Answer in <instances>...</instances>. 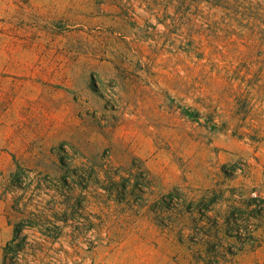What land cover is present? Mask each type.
Wrapping results in <instances>:
<instances>
[{
	"label": "rangeland",
	"instance_id": "374dc122",
	"mask_svg": "<svg viewBox=\"0 0 264 264\" xmlns=\"http://www.w3.org/2000/svg\"><path fill=\"white\" fill-rule=\"evenodd\" d=\"M261 228L264 0H0V264H240Z\"/></svg>",
	"mask_w": 264,
	"mask_h": 264
},
{
	"label": "crops",
	"instance_id": "0c3cea01",
	"mask_svg": "<svg viewBox=\"0 0 264 264\" xmlns=\"http://www.w3.org/2000/svg\"><path fill=\"white\" fill-rule=\"evenodd\" d=\"M155 231V230H154ZM171 231V230H170ZM178 231V230H177ZM176 230L173 229L174 233H178ZM157 232V231H155ZM143 232L141 231L140 234H142ZM258 237L261 238L260 242L262 244V246L258 247L259 249L257 250L256 253H252L251 255H248L245 259V263H249V264H255L256 262V257L259 258L258 261H260L262 264H264V228H261L260 230H258L257 232ZM137 234L134 235L135 239L137 238ZM173 238V237H172ZM154 239V242L152 243V241H149L147 239L145 240H141L139 239L138 244L140 246H142L143 243H151V246L148 248V246H146V250L140 249L138 250L137 246H136V242H135V246L134 248H127L123 251H118L116 252V256L112 253H109L108 257L106 258V262L107 263H119V264H128V262L130 260H134L136 264H144L145 262H148L150 264H160L161 262H165L168 261L170 259V255H178V259L181 260L180 256L182 253H177V251H175V249H168V252L163 251L160 249L159 245L162 243V241L158 239V237H154L152 238ZM179 244H186V241L184 240V238H181V240L179 239ZM263 250H261V249ZM189 249V248H188ZM259 253H263V257L262 259L259 256ZM133 255V256H132ZM242 260L240 261V264H245Z\"/></svg>",
	"mask_w": 264,
	"mask_h": 264
}]
</instances>
